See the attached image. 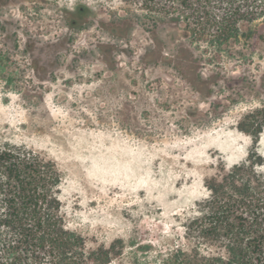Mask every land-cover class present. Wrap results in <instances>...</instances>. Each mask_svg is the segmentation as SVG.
Segmentation results:
<instances>
[{
    "label": "rangeland",
    "instance_id": "rangeland-1",
    "mask_svg": "<svg viewBox=\"0 0 264 264\" xmlns=\"http://www.w3.org/2000/svg\"><path fill=\"white\" fill-rule=\"evenodd\" d=\"M132 12L123 0H0V144L55 164L66 227L87 249L114 245L108 264H160L188 244L204 180L252 148L237 124L264 105V21L237 60L182 28L109 33ZM25 38L59 40V52L26 54ZM256 149L264 157V129Z\"/></svg>",
    "mask_w": 264,
    "mask_h": 264
},
{
    "label": "trees",
    "instance_id": "trees-1",
    "mask_svg": "<svg viewBox=\"0 0 264 264\" xmlns=\"http://www.w3.org/2000/svg\"><path fill=\"white\" fill-rule=\"evenodd\" d=\"M123 1L136 12L109 30L119 38L136 26L154 37L182 28L190 43H205L206 51L237 60L250 56L263 39L254 23L264 21V0ZM237 128L251 136L252 148L243 161L204 180L207 195L194 203L184 225L188 244L171 248L160 264H264V157L256 149L264 105ZM60 184L52 161L0 144V264H108L120 255L114 245L89 250L67 229Z\"/></svg>",
    "mask_w": 264,
    "mask_h": 264
},
{
    "label": "flooded vegetation",
    "instance_id": "flooded-vegetation-1",
    "mask_svg": "<svg viewBox=\"0 0 264 264\" xmlns=\"http://www.w3.org/2000/svg\"><path fill=\"white\" fill-rule=\"evenodd\" d=\"M74 25L72 24L71 27H73ZM2 36L3 37H6V33H2ZM33 39H28V38H25L24 39V43H23V47L26 51V54H29V52H33L35 51V55H38V56H45L47 54L51 55V56H54L57 52H59V50H57V48L55 49V45L58 44L59 40H56V42H47V43H39L37 40V42L33 43ZM63 41V40H62ZM48 55V56H49ZM30 63L31 64H34L33 63V60H30ZM46 63H48V60L44 63L41 64V66H39L40 64L39 63H36V66L38 64V69H43L46 65ZM37 69V70H38Z\"/></svg>",
    "mask_w": 264,
    "mask_h": 264
}]
</instances>
